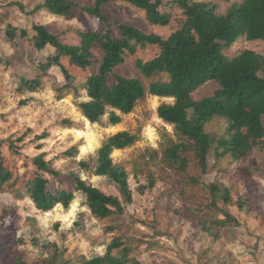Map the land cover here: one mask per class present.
<instances>
[{"label": "rangeland", "instance_id": "rangeland-1", "mask_svg": "<svg viewBox=\"0 0 264 264\" xmlns=\"http://www.w3.org/2000/svg\"><path fill=\"white\" fill-rule=\"evenodd\" d=\"M42 1L0 0V164L12 171L10 180L0 181V264H80L85 258L105 254L114 239L122 245L113 254L127 247L129 264H264V144L257 145L242 162L229 154L219 156L216 143L203 173L191 142L174 124L158 116V107L173 103V98L147 95L131 113L117 111L122 117L120 123L112 125L109 113L91 123L78 103L88 99L82 84L99 68L103 51L98 48L93 50V67L86 70L62 59L72 79L67 80L61 67L53 65L42 73L37 91L20 90L21 79L35 78L39 73L37 62L54 50L44 48L38 60L35 51L29 52L27 40L9 39V25L26 28L30 35L33 24L46 25L67 43H77L79 31L107 28V23L81 10L71 18L35 10ZM73 1L80 7L95 2ZM195 1L215 3L218 13L226 14L233 4L243 0ZM167 11L172 13L169 24L155 25L147 20L144 10L131 3L113 0L102 7L110 23L133 25L163 38L179 29L184 19L177 6ZM113 29L116 37L121 35L115 25ZM245 49L264 55V40H250L242 34L224 49V54L233 58ZM158 52L157 45L138 47L116 72L138 77L146 87L152 81L166 79L147 78L136 67L138 59H153ZM9 61L11 64H7ZM68 83L78 86V92L69 89ZM218 88L215 81H209L192 95L200 100L214 95ZM205 128L219 138L228 134V121L214 117ZM119 131L138 137L133 145L112 153L114 164L129 173L133 201L125 203L122 214L98 218L87 205L86 195L75 190L72 173L106 194L123 199L117 183L94 174L98 149ZM179 142L189 144L185 152L189 164L184 170L170 165L167 155L168 148ZM42 153L51 168L60 172L59 177L39 172L49 180L48 188L74 192L68 208L57 204L42 211L29 196L28 182L38 173L33 159ZM83 161L89 169L81 166ZM211 184L227 187L231 202L220 199L215 205ZM225 213L236 222L223 225L220 220L225 219Z\"/></svg>", "mask_w": 264, "mask_h": 264}, {"label": "trees", "instance_id": "trees-1", "mask_svg": "<svg viewBox=\"0 0 264 264\" xmlns=\"http://www.w3.org/2000/svg\"><path fill=\"white\" fill-rule=\"evenodd\" d=\"M111 1L95 0L92 6L80 7L73 0H43L36 6L35 10L45 9L67 18H71L76 10H81L107 23V28L102 31H79L77 43L65 42L61 34L53 33L46 25L33 24L32 35L26 28L17 29L9 25V39L27 40L29 52L35 51L36 58L48 46L54 50L37 62L39 73L35 78L21 79L19 89L37 91L42 84V73L53 65L61 67L67 80L72 79L62 59L67 58L71 65L86 70L93 67V50L98 48L103 51L99 68L91 72L82 84L88 99L78 103L82 114L91 123L99 122L109 113V122L116 125L122 120L117 111L121 114L131 113L147 95L173 98V103H163L158 107V116L174 124L186 141L191 142L203 173L207 171L208 156L216 143L219 156L229 154L231 158L242 162L247 160L257 145L264 144V55L251 49H245L233 58L224 54V49L230 48L242 34L250 40H264V0H243L233 4L226 14L218 13L215 3L195 0H122L144 10L147 20L155 25L169 24L172 13L167 9L179 7L184 16L181 27L167 38L156 33H146L133 25L110 23L102 7ZM114 25L121 32L118 37L114 35ZM148 45H157L159 52L153 59H138L137 69L147 78H167L152 81L146 87L140 78L120 75L116 69L130 55H135L138 47ZM209 81L218 84L216 93L195 100L193 92ZM67 87L75 93L79 90L72 83H68ZM214 117H223L228 121V134L217 138L206 131V123ZM137 138V135L129 131H119L110 135L98 149L94 174L107 176L117 183L123 199L106 194L87 183L79 174L72 173L75 190L86 195L87 205L96 217L104 219L122 214L125 203H132L129 173L124 167L114 164L112 153L116 149L133 145ZM188 148L187 142L169 147L167 155L170 165L186 169L189 157L185 152ZM33 163L38 173L28 182V193L36 207L42 211H49L57 204L68 208L74 192L49 189V180L39 173L46 172L59 177L60 172L51 168L43 153L34 157ZM81 166L90 168L85 161L81 162ZM11 178L12 171L0 164V181L5 182ZM209 188L215 205L220 199L225 203L231 202L227 187L211 184ZM224 215L225 219L220 220L223 225L236 222L231 214ZM121 245V241L114 239L105 254L85 258L80 264H129L130 250L127 247L121 249L119 254H113V250Z\"/></svg>", "mask_w": 264, "mask_h": 264}]
</instances>
